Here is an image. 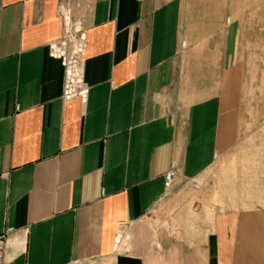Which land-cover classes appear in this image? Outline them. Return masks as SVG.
Wrapping results in <instances>:
<instances>
[{"label": "crops", "instance_id": "1", "mask_svg": "<svg viewBox=\"0 0 264 264\" xmlns=\"http://www.w3.org/2000/svg\"><path fill=\"white\" fill-rule=\"evenodd\" d=\"M210 11L0 0L3 264H264V172L245 159L255 118ZM71 24L87 42L85 99L64 98L49 47ZM173 164L175 187L208 175L207 215L155 210Z\"/></svg>", "mask_w": 264, "mask_h": 264}, {"label": "rangeland", "instance_id": "2", "mask_svg": "<svg viewBox=\"0 0 264 264\" xmlns=\"http://www.w3.org/2000/svg\"><path fill=\"white\" fill-rule=\"evenodd\" d=\"M186 2L209 5L215 11L200 12V15L216 21V28L223 26L225 33L228 32L231 36L232 62L233 64L238 62L243 73V114L255 118L254 123L248 125L250 134L245 140L248 147L245 159L248 167L252 166L253 169L258 167L264 172V0H186ZM223 8L224 12L221 11ZM207 26V22L201 23V27ZM257 161L262 164L257 165L255 163ZM208 182V175L205 174L196 179L186 180L177 187L174 186L161 203V209L158 207L155 210L170 214L200 211L207 215ZM167 222L166 225L169 226L171 221ZM150 226L158 229L155 221H152Z\"/></svg>", "mask_w": 264, "mask_h": 264}, {"label": "built area", "instance_id": "3", "mask_svg": "<svg viewBox=\"0 0 264 264\" xmlns=\"http://www.w3.org/2000/svg\"><path fill=\"white\" fill-rule=\"evenodd\" d=\"M65 36L49 45L50 52L60 58L65 68L64 98L76 99L79 95L86 98L85 59L83 54L87 48L85 34L80 28L70 25ZM178 171L175 164L165 173V185L168 190L175 186ZM7 232V231H6ZM6 232L0 234V264H3L5 254Z\"/></svg>", "mask_w": 264, "mask_h": 264}]
</instances>
